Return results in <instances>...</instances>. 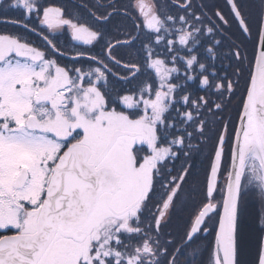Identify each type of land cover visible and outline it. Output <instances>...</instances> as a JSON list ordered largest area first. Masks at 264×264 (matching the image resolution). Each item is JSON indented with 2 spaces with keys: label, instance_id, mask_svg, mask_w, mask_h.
Returning a JSON list of instances; mask_svg holds the SVG:
<instances>
[{
  "label": "snow or ice",
  "instance_id": "obj_1",
  "mask_svg": "<svg viewBox=\"0 0 264 264\" xmlns=\"http://www.w3.org/2000/svg\"><path fill=\"white\" fill-rule=\"evenodd\" d=\"M0 26V264H264V0H0Z\"/></svg>",
  "mask_w": 264,
  "mask_h": 264
},
{
  "label": "trees",
  "instance_id": "obj_2",
  "mask_svg": "<svg viewBox=\"0 0 264 264\" xmlns=\"http://www.w3.org/2000/svg\"><path fill=\"white\" fill-rule=\"evenodd\" d=\"M56 2H59V0H56ZM0 27H3V26H0ZM33 37H34V38H37V37H35V36H33ZM39 43H41L40 40H39ZM60 43H61V45H63V44L65 43V41H64V40H61Z\"/></svg>",
  "mask_w": 264,
  "mask_h": 264
},
{
  "label": "flooded vegetation",
  "instance_id": "obj_3",
  "mask_svg": "<svg viewBox=\"0 0 264 264\" xmlns=\"http://www.w3.org/2000/svg\"><path fill=\"white\" fill-rule=\"evenodd\" d=\"M32 39H33L36 43H39V38H38V37H37V38L32 37Z\"/></svg>",
  "mask_w": 264,
  "mask_h": 264
}]
</instances>
